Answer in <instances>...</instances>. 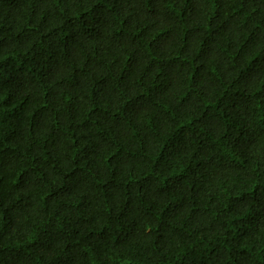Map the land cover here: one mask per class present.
Wrapping results in <instances>:
<instances>
[{
  "label": "trees",
  "instance_id": "trees-1",
  "mask_svg": "<svg viewBox=\"0 0 264 264\" xmlns=\"http://www.w3.org/2000/svg\"><path fill=\"white\" fill-rule=\"evenodd\" d=\"M0 264H264V0H0Z\"/></svg>",
  "mask_w": 264,
  "mask_h": 264
}]
</instances>
